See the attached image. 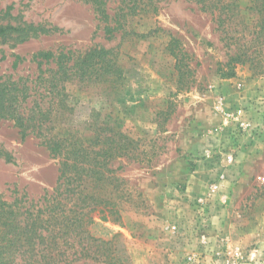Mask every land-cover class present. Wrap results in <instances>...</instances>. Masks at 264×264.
<instances>
[{"label": "rangeland", "instance_id": "374dc122", "mask_svg": "<svg viewBox=\"0 0 264 264\" xmlns=\"http://www.w3.org/2000/svg\"><path fill=\"white\" fill-rule=\"evenodd\" d=\"M220 1L228 6L205 12L195 0H160L156 13L127 16L110 38L88 0H0V24L49 30L0 40V81L35 80L39 53L117 54L119 83L78 79L59 95L41 93L45 108L66 106L57 120L68 130L87 128L99 113L95 119L139 146L140 161L114 165H124L118 175L132 194L121 222L96 216L90 228L114 240L123 264H264V38L241 52L264 21L253 0ZM125 2L111 0L110 15L127 12ZM237 54L253 62H230ZM58 168L35 135L0 120L5 200L52 191Z\"/></svg>", "mask_w": 264, "mask_h": 264}, {"label": "trees", "instance_id": "16d2710c", "mask_svg": "<svg viewBox=\"0 0 264 264\" xmlns=\"http://www.w3.org/2000/svg\"><path fill=\"white\" fill-rule=\"evenodd\" d=\"M159 1L126 0L127 12L120 9L113 17L108 8L111 0H88V3L105 25V33L112 38L123 28L122 19L151 13V9L156 13ZM195 1L205 12L228 6L220 0ZM250 9L264 21V0H253ZM215 21L222 29V18ZM260 25L254 32L256 37L241 52L262 43L264 25ZM39 32L49 33V30L34 25L0 24V40L4 42L12 38L24 41L29 35H40ZM172 53L178 61L182 60L183 53L173 50ZM34 60L39 71L35 80L0 81V120H12L24 138L35 135L57 160L59 176L55 188L38 197L30 198L26 193L15 191L13 202H8L0 193V264H123L117 257L114 240L96 237L90 228L96 216L102 221L121 222L132 194L127 190L126 181L118 175L124 165H114L123 159L140 161L139 146L121 129L95 119L99 113L93 115L87 128L68 130L57 120L66 106L52 104L45 108V94L41 93V90L48 94L59 91V95L66 84L78 79L119 83L123 71L117 54L113 49L92 47L84 52L39 53ZM230 62L246 64L253 60L237 54ZM260 63L257 62L258 67ZM19 64L15 62L14 67L18 68ZM53 64V68H45ZM177 67L179 73L184 71L180 65ZM30 98H34L33 104H27Z\"/></svg>", "mask_w": 264, "mask_h": 264}]
</instances>
